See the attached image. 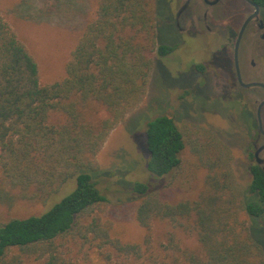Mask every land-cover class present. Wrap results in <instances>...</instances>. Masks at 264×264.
I'll use <instances>...</instances> for the list:
<instances>
[{
	"label": "trees",
	"instance_id": "obj_1",
	"mask_svg": "<svg viewBox=\"0 0 264 264\" xmlns=\"http://www.w3.org/2000/svg\"><path fill=\"white\" fill-rule=\"evenodd\" d=\"M255 1L264 7V0ZM157 39L154 0H100L71 52L66 77L42 85L38 63L0 15V207L12 208L18 200L46 202L74 178L77 182L75 190L74 184L68 196L42 215L0 220V264H26L29 259L66 264L61 255L68 239L90 245L107 264L155 261L156 219L174 227L194 220L202 254H185L186 264H264V248L252 233L256 219L264 215V169L251 165V185L241 188L209 139L189 145L199 166L209 172L197 200L168 202L150 183L135 185L134 193L142 196L137 209L145 231L142 243L126 242L102 217L107 198L96 181L102 175L97 155L146 97L151 54L175 51ZM53 112L62 116L60 122L51 123ZM147 146L151 176L173 174V183L187 144L172 118L149 123ZM175 250L182 251L171 233L166 251ZM168 257L160 264H177L179 259Z\"/></svg>",
	"mask_w": 264,
	"mask_h": 264
},
{
	"label": "rangeland",
	"instance_id": "obj_2",
	"mask_svg": "<svg viewBox=\"0 0 264 264\" xmlns=\"http://www.w3.org/2000/svg\"><path fill=\"white\" fill-rule=\"evenodd\" d=\"M99 1L0 0V15L12 25L38 63L42 85L66 77L71 52L88 21L94 17ZM176 9L177 0H154L158 44L174 47L175 51L168 56L151 54L153 70L146 97L110 133L97 155L102 175L96 181L100 192L107 198L102 217L130 243H142L145 237V231L137 221L142 196L134 193L136 184L150 183L151 189L158 191L163 200L173 203L197 200L207 187L209 172L199 166L189 147L191 141L202 138L214 142L241 188L248 190L252 181L250 167L254 161L250 156L256 150L253 136L256 121L252 112L255 113L258 102L264 99V91H245L235 83L234 65L230 67V62L222 59L225 42L221 32L214 31L206 39L182 37L174 27ZM213 55L218 56L213 59ZM245 55L244 81L264 82V41L260 33L249 41ZM252 61L255 67H252ZM199 67L205 69L204 74L198 73ZM162 116L174 120L187 144L182 154L183 168L173 183V174L162 179L151 176L149 171L148 125ZM61 120L60 114H51V123ZM74 184L73 190L77 186L76 178L46 202L18 200L12 208L1 206L0 220L42 215L68 196ZM256 221L252 233L264 248V215ZM184 222L185 226L174 227L168 220L156 219L152 235L157 258L134 264H160L167 254L171 262L177 258L180 260L177 264H186L182 260L185 254L201 255L194 220ZM171 233L176 235L182 251L167 253ZM65 243L61 257L66 264H107L100 252L90 245L69 239ZM115 260L118 261L116 257ZM26 264L46 262L29 259Z\"/></svg>",
	"mask_w": 264,
	"mask_h": 264
},
{
	"label": "flooded vegetation",
	"instance_id": "obj_3",
	"mask_svg": "<svg viewBox=\"0 0 264 264\" xmlns=\"http://www.w3.org/2000/svg\"><path fill=\"white\" fill-rule=\"evenodd\" d=\"M257 6H259V14H256ZM264 7H261L255 0H177V9L175 13L174 27L182 37H202L207 38L214 31L221 32V38L225 44L223 46L224 55L222 59H227L234 65V81L239 85L236 62H235V47L239 34L245 22L252 17L251 21L246 26L239 47L238 60L243 77V61L246 57L245 53L249 45V41L255 38L259 33L264 41ZM246 39V40H245ZM244 48L242 50L243 42ZM230 47V48H229ZM233 48V49H231ZM218 55H213V59ZM252 67H255V62H251ZM199 74H204L205 69L202 67L197 69ZM196 71V72H197ZM260 82V81H252ZM264 83V82H262ZM240 86V85H239ZM243 89L242 87H240ZM245 91H264L262 87H254L243 89ZM264 99L258 102L253 118L256 121L254 128V145L256 150L252 153L254 165H259L264 169V150L260 153L259 158L261 164H258L255 153L258 149L264 147V133L261 132V126L264 131V105L260 109V104ZM261 119V123H260Z\"/></svg>",
	"mask_w": 264,
	"mask_h": 264
},
{
	"label": "water",
	"instance_id": "obj_4",
	"mask_svg": "<svg viewBox=\"0 0 264 264\" xmlns=\"http://www.w3.org/2000/svg\"><path fill=\"white\" fill-rule=\"evenodd\" d=\"M257 11H256V14L258 15L259 14V6H257ZM252 17L249 18L245 24L243 25V28L239 34V38L237 40V43H236V47H235V62H236V71H237V77H238V82H239V85L240 87H242L243 89H250V88H254V87H262L264 88V83L262 82H245L243 77H242V74H241V69H240V66H239V60H238V53H239V47H240V43H241V40H242V37H243V33H244V30L246 28V26L248 25V23L251 21ZM264 105V101L260 104V108H259V116H260V109L263 107ZM260 123H261V119H260ZM261 126V132L264 133L263 129H262V125L260 124ZM264 150V147L258 149L255 153V156L257 158V162L258 164H261V159L259 158V155L260 153Z\"/></svg>",
	"mask_w": 264,
	"mask_h": 264
}]
</instances>
